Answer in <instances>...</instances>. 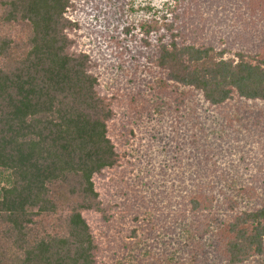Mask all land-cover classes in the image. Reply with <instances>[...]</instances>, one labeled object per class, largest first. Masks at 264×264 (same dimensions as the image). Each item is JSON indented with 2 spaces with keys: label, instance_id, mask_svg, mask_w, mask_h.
<instances>
[{
  "label": "trees",
  "instance_id": "obj_1",
  "mask_svg": "<svg viewBox=\"0 0 264 264\" xmlns=\"http://www.w3.org/2000/svg\"><path fill=\"white\" fill-rule=\"evenodd\" d=\"M72 1L1 0L5 22L31 27L19 58L11 57L14 41L0 46L8 59L0 67V171L7 184L0 222L11 226L22 252L16 264H98L82 212L98 209L95 177L119 162L110 134L116 119L129 129L128 204L144 234L139 250L117 264H264V157L257 150L264 141L241 112L227 125L214 112L235 96L264 106V0H173L142 24V58L120 84L126 99L148 110L137 119L115 117L99 95L92 56L77 50L86 40L70 36L91 33L88 21L68 16ZM95 13L108 15L105 8ZM205 21L234 27L225 48L194 39ZM122 32L134 36L129 26ZM233 40L248 43L236 49ZM156 82L159 91H151ZM61 188L79 200L66 234L32 240L35 218L57 211Z\"/></svg>",
  "mask_w": 264,
  "mask_h": 264
},
{
  "label": "rangeland",
  "instance_id": "obj_2",
  "mask_svg": "<svg viewBox=\"0 0 264 264\" xmlns=\"http://www.w3.org/2000/svg\"><path fill=\"white\" fill-rule=\"evenodd\" d=\"M72 2V7L68 12L71 20L83 21L82 24L86 20L88 21L87 24L91 26V33L88 36H85L81 29L73 30L70 36L73 40L78 41L83 38L86 40L83 47L77 50H85L90 52L92 56L90 71L99 80L97 88L99 95L108 106L114 108L115 117L129 119L130 116H133L137 119L140 115L146 114L147 109L140 107L138 102L132 103V101L123 96L120 84L124 83L133 71H136L138 60L142 58L140 56L142 52V37L139 34L141 25L156 19L160 16L159 12L164 9L165 5L168 3L174 4V1L73 0ZM99 8L107 10V17L101 19L99 17L100 14L95 13ZM3 14L4 9L0 0V46L5 39L14 41V44L11 45L13 48L11 57L14 60L27 52L31 27L24 22H5ZM94 17H97L99 22H94ZM128 26L132 29L134 36H129L126 39L127 37L122 32V28ZM117 28L120 29L116 30ZM202 30L203 32L200 36L199 32L198 35L194 34V39L203 45H213V47L218 49H223L227 46L226 38L229 39L231 35V39H233L235 31L234 27H221L216 24H210L207 21L203 23ZM220 37H223V41L222 43H217ZM242 42L243 44L233 40L236 49H241V46L244 47L248 43L247 40ZM135 46H137L136 49H134ZM258 48L259 45L255 46L253 50L255 51ZM74 51H76V47H74ZM226 57L230 58L232 55H226ZM6 61L8 59L0 56V67ZM149 73L150 71L145 69L142 74L148 76ZM150 88L151 91L156 89L158 92L160 86L156 82ZM145 89L149 90L148 87H145ZM172 95L175 96V93ZM184 95L186 93L181 92L177 96L183 97ZM138 109L143 110L139 115L135 114ZM215 111V114L219 115V119L224 123L223 125L234 121V118L239 117L241 112L244 118H248L247 121L253 126V135L264 141V106L261 103L247 102L235 96L220 108H214ZM121 126L122 124H119L118 119H116L112 123L110 131L111 137L117 144L120 156L117 166L95 177L96 188L100 194L99 207L98 209L83 210L82 212L84 217L90 222L98 244V264H117V261L129 250L138 251L139 240L144 237V234L141 233L142 230L139 228L142 221L141 216L138 214L137 217L135 205L128 204V199L131 196L129 195V182L132 176L130 172L133 167L130 165L131 156L127 152L128 144L125 143L129 129L126 130ZM257 133H260V135ZM257 145V150L264 157V144L257 142ZM3 174L6 173L0 171V192L2 187L7 185L3 180ZM58 191L55 190L54 198L57 211L35 218L37 225L33 228L35 234L32 240L35 237L41 238L49 235L66 234L67 218L72 212V208L77 207L79 200L68 195L64 188L58 189ZM135 216L138 219H133ZM10 230V225L0 222V264H16L22 257V252L16 248L15 237L10 235ZM184 244L185 246L188 245L186 239Z\"/></svg>",
  "mask_w": 264,
  "mask_h": 264
}]
</instances>
